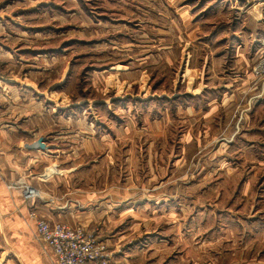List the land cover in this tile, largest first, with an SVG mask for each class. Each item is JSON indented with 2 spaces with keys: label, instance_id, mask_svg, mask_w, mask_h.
I'll return each instance as SVG.
<instances>
[{
  "label": "rangeland",
  "instance_id": "obj_1",
  "mask_svg": "<svg viewBox=\"0 0 264 264\" xmlns=\"http://www.w3.org/2000/svg\"><path fill=\"white\" fill-rule=\"evenodd\" d=\"M243 2L14 0L11 3L21 8L39 4V9L47 12L55 46L63 44L67 49L63 65L67 66L69 61L70 79L65 87L71 99L86 101L89 121L99 119L95 122L96 134L139 136L135 140L119 136L115 147L102 142L101 149L112 150L107 157L112 175L109 178L103 167L101 179L133 178L141 184L149 180L153 184L157 180L177 181L182 183V193L196 190L198 196L207 187V226L198 219L196 231L181 228L175 240L181 245L191 242L213 246L208 256L214 264H264V76L253 73L262 46L261 43L255 46V58L249 61V50L232 41L236 29L243 33L232 18L243 10L245 15L241 16L248 24L253 16L245 12L246 8L239 9ZM260 2L264 10V0ZM159 47L162 55H157ZM131 71L140 72L142 78L135 83L126 80V73ZM199 87L205 91L196 94ZM146 94L155 95V99L151 96L148 104H138ZM95 102H100L97 108L94 105L89 108ZM209 102L215 106L206 111ZM175 104L182 106L183 111L178 113ZM191 105L196 108L192 114L186 112ZM201 115L212 116V122L208 123ZM158 118L162 123L154 124ZM195 136L197 140L190 145L189 140ZM183 137L185 141H181ZM130 144L133 150L129 152ZM196 180L200 185L190 189L189 182ZM21 183L26 202L42 196L35 185ZM202 185L205 187L200 188ZM27 186L38 190L32 199L25 197ZM158 191H165L168 197L176 193L173 189L143 190L152 196H157ZM32 211L35 237L43 252L53 254L38 236L37 220L46 218ZM74 227L84 228L105 243L106 254L116 264L114 252L97 230ZM166 234L170 241L173 233L167 228Z\"/></svg>",
  "mask_w": 264,
  "mask_h": 264
},
{
  "label": "crops",
  "instance_id": "obj_2",
  "mask_svg": "<svg viewBox=\"0 0 264 264\" xmlns=\"http://www.w3.org/2000/svg\"><path fill=\"white\" fill-rule=\"evenodd\" d=\"M13 1L0 0V264L55 263L53 254L43 252L35 237L32 210L52 223L97 230L114 252L116 264H214L208 256L213 246L191 242L181 245L175 240L181 228L196 231L198 219L207 226V187L200 186L205 188L198 196L196 190L182 193V183L177 181L157 180L153 184L149 180L141 184L133 178L101 179L103 167L109 178L112 175L107 161L112 150L101 149L102 142L115 147L119 136L129 140L139 136L96 134L95 122L99 119L89 121L86 101L71 99L65 87L70 79L69 61L63 65L67 49L63 44L55 46L47 12L40 10L39 4L21 8L11 5ZM260 1L244 0L240 6L253 15L248 24L241 16L243 10L232 18L243 29V33L236 29L232 41L249 50V61L254 60L255 46L264 37ZM159 50L157 55H162ZM125 78L135 83L142 74L131 71ZM195 91L198 94L205 89ZM151 96L146 94L138 104H148ZM97 103L89 108H97ZM175 105L178 113L183 111L182 106ZM207 105L206 111L215 106L212 102ZM187 109L190 114L196 111L192 105ZM201 116L208 123L213 120L212 116ZM159 118L154 124L162 123ZM166 136L163 134V139ZM196 140L195 136L189 144ZM128 147L127 151L133 150L131 144ZM21 182L35 185L42 196L26 202ZM189 183L190 189L200 185L197 180ZM145 189H173L176 193L168 197L165 191H158L152 196L143 192ZM167 228L173 233L170 241L166 239Z\"/></svg>",
  "mask_w": 264,
  "mask_h": 264
},
{
  "label": "built area",
  "instance_id": "obj_3",
  "mask_svg": "<svg viewBox=\"0 0 264 264\" xmlns=\"http://www.w3.org/2000/svg\"><path fill=\"white\" fill-rule=\"evenodd\" d=\"M253 73L264 76V38ZM26 199H32L38 190L27 186ZM38 236L53 252L55 264H114L106 254L107 245L82 227H72L64 223H50L38 219Z\"/></svg>",
  "mask_w": 264,
  "mask_h": 264
}]
</instances>
